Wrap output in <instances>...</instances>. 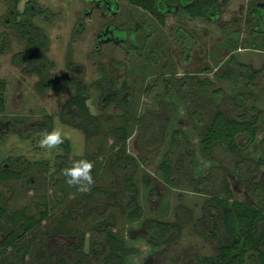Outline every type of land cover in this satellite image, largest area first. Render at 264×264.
Listing matches in <instances>:
<instances>
[{
  "label": "trees",
  "instance_id": "16d2710c",
  "mask_svg": "<svg viewBox=\"0 0 264 264\" xmlns=\"http://www.w3.org/2000/svg\"><path fill=\"white\" fill-rule=\"evenodd\" d=\"M16 8L22 0H4ZM112 12L117 9L118 0H102ZM29 3V0H27ZM132 8L148 13L160 26H164L165 17L181 10L191 19H205L217 22L220 9L228 0H126ZM27 10L23 14H27ZM17 13L14 10V15ZM247 23L251 25L252 46H264V4L252 6ZM9 28L25 40L26 48L12 57L17 66L23 65L24 71L38 77L40 91L52 89L60 94L66 87H72L75 95L63 105L58 114L62 125L78 130L89 139L103 132V124L111 121L109 116L93 115L87 105L88 87L78 77V69L72 78L50 77L49 68L43 51L47 41L34 28L29 17L19 21L12 19ZM117 37L113 42L127 44L136 57H146L149 62L158 63L162 50L159 43H153V32L145 27L129 26L114 30ZM182 45L187 50L191 41L181 35ZM69 65V64H68ZM71 64L68 66L70 67ZM125 68L119 62L112 67L100 66V79L93 83L98 92L103 109L110 107L116 112L119 124L107 130L112 140L109 149L110 170L113 176L112 188L102 189L94 185L96 167L93 156L85 155L93 163L91 176L93 183L87 187L75 185L80 191V202L74 207L61 210L55 225H44L50 217V203L31 201L18 208L9 209L7 204L12 197L13 188L18 185L26 191L36 189L28 185L35 176L27 172L31 168L23 157L6 159L7 166L0 164V264H127L126 258L136 255L133 247H127L124 238L113 230L117 221L111 209L119 208L127 224L141 221L138 229H130V240L144 239L152 249L163 248L155 257H148L144 264H161L165 249L174 246L180 240L182 230L190 227L192 232L205 241L214 244L211 255L192 256L182 259L184 264H264V183L254 182L253 176L263 170L264 179V137L258 142L260 157L250 158L247 149L255 145L260 129V110L256 103L264 90V67L253 69L236 62L229 57L216 70L217 81L236 78L245 81L246 91L236 98L225 97L216 103L211 97L198 91H206L214 86L208 79H198L185 73L177 77L174 66H163L169 75L163 79L164 93L157 97V109H145L140 112L134 90L127 80L118 81L116 70ZM70 71L71 67L69 68ZM162 80V76H160ZM5 84L0 81V114L5 112ZM215 91L213 95H220ZM174 95L176 100L186 104V124L199 138L200 156L213 162L201 176H195V153L187 140L186 133L178 128L169 132L174 122L175 104L165 101V97ZM264 104V96L261 97ZM22 125L23 121H8L4 126ZM40 128L47 126L52 131V117H44L36 124ZM18 134L16 128L11 130ZM136 133L135 147L138 156L127 152V141ZM169 143L158 165L162 182L168 189H188L205 196L200 215L194 218L191 209L178 205L174 211V221L154 218L142 220V210L137 204L140 193L138 179L141 166L147 162L150 153H157L166 140ZM63 156H57L54 162L58 175L53 190L54 204L64 205L65 191L57 186L63 184L65 176L62 170L69 167L67 156L70 153L68 142L63 143ZM33 171L48 170L47 162H34ZM233 177L245 186L248 201L236 200L228 182ZM144 188L155 193L153 182L147 175L140 179ZM86 184V182H83ZM37 184V183H36ZM57 184V185H56ZM38 185V184H37ZM99 219L88 230L78 228L76 222L86 223L92 217ZM90 232L100 239L86 240L85 233ZM88 250H84L85 243ZM172 264H180L175 258Z\"/></svg>",
  "mask_w": 264,
  "mask_h": 264
},
{
  "label": "rangeland",
  "instance_id": "374dc122",
  "mask_svg": "<svg viewBox=\"0 0 264 264\" xmlns=\"http://www.w3.org/2000/svg\"><path fill=\"white\" fill-rule=\"evenodd\" d=\"M96 2L97 0H29L28 3L27 0H22L13 8L4 0H0V81L5 84V112L0 115V120L2 125L13 119L23 121L22 125L16 127L11 124L2 126L0 163L5 164L8 158H25L31 166L27 172L35 176L28 185L36 187L32 191H26L15 185L7 206L12 210L18 209L31 201L54 205L50 219L44 223L49 228L55 225L61 210L74 207L80 202V190L75 185L67 184L65 177L63 184L57 186L65 191L64 205L58 207L54 204L53 190L56 186L53 183L58 178V175H52L55 171L54 162L55 158L63 156L64 152L63 144L51 149L40 147V140L47 126L40 128L36 124L42 122L44 117H52V130L60 129L64 141L68 142V165L71 166L73 160H79L85 155L93 156L96 167L94 185L102 189L112 188L113 176L109 167L112 140L107 135V130L119 124V120L112 107L103 109L99 94L93 87V83L100 79L101 65L112 67L113 62L125 65L124 69L116 70L118 81L127 80L134 90L141 113L145 109L158 108L157 97L164 93L163 79L169 77L163 66H174L177 77L188 73L189 76L212 81L214 86L211 89L198 93L211 97L216 103H220L225 97L236 98L239 93L247 90L245 81L236 78L227 81L215 79L214 73L229 57L234 56L236 62L253 69L264 67V46H252L251 25L247 23L250 8L264 4V0H228L227 4L221 7L217 22L194 20L178 10L165 17L164 26H160L148 13L129 6L126 0H118L116 14H105L102 7L96 8ZM14 10L17 12L15 16ZM25 10L28 11L27 14H23ZM22 17H29L32 26L39 30L41 37L47 41L43 54L52 65L49 68L50 77L72 78L78 69L81 70L78 79L88 87L87 105L90 112L95 116L111 118L109 123L103 124L101 134L85 139L78 130L59 122L58 114L63 105L75 95L74 88L66 87L60 94H56L52 89L40 91L37 87V75L25 72L23 65L14 64L12 57L22 53L26 43L8 26L12 19L19 21ZM107 24L123 29L129 26L145 27L153 32V43L149 49L155 42L161 45L162 52L158 56V63L149 62L146 57H136L127 44L99 42L97 34L102 32ZM181 35L191 41L187 50L182 45ZM96 45H99L97 50ZM68 64H71L72 71ZM215 91H220V95H213ZM263 96L264 90L261 97ZM261 97L256 103L261 112L259 133L255 145L247 149L248 156L254 160L260 157L257 144L264 137V104ZM164 100L175 104L174 122L169 132L180 128L186 133L195 153V176L203 175L214 163L203 159L199 154V138L186 124V104L177 101L173 94ZM13 128L17 129L18 134L11 131ZM136 135L134 133L127 141V152L134 157L138 156L135 147ZM168 143L169 138L157 153L148 154L147 162L141 166L137 204L142 210V220L154 218L174 221V211L178 205L191 209L194 218L200 215L205 196L188 189H168L162 182L158 165ZM40 161L48 163L47 171H33V163ZM144 174L153 182L155 193L143 187L140 179ZM252 180L264 183L263 170L260 169ZM228 182L234 199L248 201L244 185L233 177H228ZM111 211L117 221L113 232L124 238L127 247L136 250V255L126 258L127 264H144L148 257H155L162 251L163 248L152 249L144 239L130 240L127 232L130 229H138L141 221L127 224L119 208H113ZM98 219L99 217L94 216L86 223L78 221L76 226L88 230ZM85 237L88 241L101 238L88 231ZM84 250H88L87 241ZM165 250L161 264H172L174 258L184 264L183 258L211 255L214 244L195 235L190 227H186L182 230L179 242Z\"/></svg>",
  "mask_w": 264,
  "mask_h": 264
},
{
  "label": "clouds",
  "instance_id": "9594fccd",
  "mask_svg": "<svg viewBox=\"0 0 264 264\" xmlns=\"http://www.w3.org/2000/svg\"><path fill=\"white\" fill-rule=\"evenodd\" d=\"M64 139L62 137V132L60 129H54L43 133L40 140V147L45 149H51L53 147L62 145ZM93 168V163L86 159L73 160L71 166L66 167L62 170V174L66 177V183L70 186L82 185L87 187L93 183L91 176V170ZM83 182H86L84 184Z\"/></svg>",
  "mask_w": 264,
  "mask_h": 264
},
{
  "label": "flooded vegetation",
  "instance_id": "af4514ba",
  "mask_svg": "<svg viewBox=\"0 0 264 264\" xmlns=\"http://www.w3.org/2000/svg\"><path fill=\"white\" fill-rule=\"evenodd\" d=\"M100 7H102L104 9V13L105 14H116L117 13V9L115 12H112L110 7L105 6V3L102 0H97L96 2V8L99 9ZM117 27H115L112 24H107L104 28V30L102 32H99L97 34V40L99 42H113L114 38L117 39L114 30H116ZM96 50L99 48V45L95 46ZM1 115V114H0ZM2 120H0V139L2 138ZM1 167H2V163ZM5 166H7V163L4 164ZM0 191H2V182H0Z\"/></svg>",
  "mask_w": 264,
  "mask_h": 264
}]
</instances>
